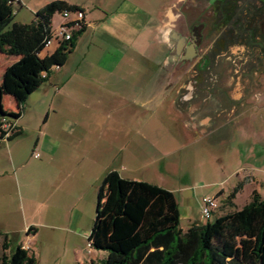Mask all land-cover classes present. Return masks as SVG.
Here are the masks:
<instances>
[{"label": "crops", "instance_id": "crops-1", "mask_svg": "<svg viewBox=\"0 0 264 264\" xmlns=\"http://www.w3.org/2000/svg\"><path fill=\"white\" fill-rule=\"evenodd\" d=\"M64 1L79 6L86 19L75 31L66 61L52 67L32 91L35 97L30 93L22 105L2 95L3 108L17 117L6 115L16 127L0 139V259L19 244L35 256L39 229L46 230L41 238L51 242L53 230L65 228L64 204L70 197L90 201L95 195L96 210L98 189L112 172L159 186L166 177L174 179V188H164L175 196L180 224L186 222L182 230L239 209L234 200L243 190L247 202L253 192L264 196V166L256 168L261 175H253L247 164H232L224 178L209 182L219 186L210 194L218 200L206 219L200 200L194 203L184 193L197 181L186 182L187 176L173 172L180 144L195 146L207 138L214 144L238 140L242 146L264 147V100L256 94L254 99L252 89L236 81L234 73L224 69L214 72V80L200 81L197 75L188 81L199 51L195 38L176 24L178 0ZM55 47H46L41 55ZM0 54L8 58L0 68L1 82L5 68L20 55ZM6 99L11 103L5 104ZM31 117H43L36 130ZM151 154L157 178L140 172L142 159ZM232 178L231 188L222 187ZM84 179L89 188L77 190V181ZM237 185L240 189L229 202L225 197ZM66 211L69 218L82 217L78 206ZM22 231L25 238L10 245L8 235Z\"/></svg>", "mask_w": 264, "mask_h": 264}, {"label": "trees", "instance_id": "trees-1", "mask_svg": "<svg viewBox=\"0 0 264 264\" xmlns=\"http://www.w3.org/2000/svg\"><path fill=\"white\" fill-rule=\"evenodd\" d=\"M12 2L0 0V50L20 58L3 72L0 117H17L3 108V94L22 105L50 69L66 61L75 32L70 40L41 55L46 48L44 40L51 34L53 14L82 10L64 0H52L35 11L29 23H20L13 21ZM240 186L229 193V202ZM87 240L92 249L106 252L101 264H264V196L253 192L241 208L182 230L172 191L112 172L98 189L95 217ZM0 260L1 264L36 263L34 256L20 244Z\"/></svg>", "mask_w": 264, "mask_h": 264}, {"label": "rangeland", "instance_id": "rangeland-1", "mask_svg": "<svg viewBox=\"0 0 264 264\" xmlns=\"http://www.w3.org/2000/svg\"><path fill=\"white\" fill-rule=\"evenodd\" d=\"M50 1L52 0H22L13 6L15 12L13 21L29 23L34 18L35 11ZM152 1L154 4L158 2L156 0ZM62 21L63 17L61 13H54L51 18L52 29H56ZM45 50L46 49L44 48L41 53ZM6 59H8L6 56H2L0 54V68ZM249 89H252L251 96L254 99V94L258 92L263 94L264 75L261 78V85L251 87ZM31 93V97H35L34 92ZM262 99L264 100V95L262 96ZM9 103H11V100L6 99L5 104ZM37 109L44 114L42 107L38 106ZM42 118L43 117L36 120L34 117H31L30 124L35 130L40 124ZM179 140L183 139L180 138ZM194 148L196 149V152L194 151ZM177 149V154H175L172 159L173 172H179V174L187 176L186 182H190L193 178L194 181H197L193 188L184 192L185 194H190L191 200H193L194 203H196L197 199L201 200L203 195L213 196L210 195L211 191L213 192L219 186L209 182H212V180L215 179L224 178L227 174H229L232 164H247L250 167L249 171L253 175H261L256 168L259 165L264 166V147L260 148L258 145H255V143H247L242 146L238 140H225L221 141L219 144H214L213 141L205 138L200 144L195 146L180 144L177 146ZM152 158L153 155L151 154L147 158H143L141 161L142 168L140 172L147 178H157V163L149 162ZM220 159H222V161H220ZM195 164H198V166ZM215 167L220 169L219 175L213 173V169ZM193 169L195 170V173L193 172L194 176L191 177ZM232 182L233 178L227 181L225 185H222V187L231 188L230 186L232 185ZM161 184L162 185L160 186L162 187L165 186L174 188L175 186L174 179L170 177H166L163 181H161ZM86 187L89 188L85 179L77 181V190H84ZM176 197L179 201L182 200L179 193H176ZM225 198L227 199V196ZM247 200L246 191H241L234 200L235 208H241ZM71 205L78 206V208L83 210L82 217L76 218L74 216L69 218V214L66 210ZM222 205L226 208H230V205L227 204V202H222ZM94 217L95 195L94 197L92 195V200L90 201H81L77 197H70L67 199L64 204L63 218V224L67 229L63 228L53 230V239L51 242L46 241L44 237L41 238L46 230L39 229L37 239L40 241L38 242L40 245L39 247L34 246L33 248V252L35 254L34 258L36 260L35 264H91L92 261L93 264H101V259L105 258L106 252L90 248L87 240ZM212 219L213 216L209 218V220ZM180 226L184 229L186 228L185 220L181 221ZM79 230L85 233L81 234L79 233ZM8 236L11 239L9 244L15 245L25 238L26 233L25 231H22L18 235L9 234Z\"/></svg>", "mask_w": 264, "mask_h": 264}, {"label": "flooded vegetation", "instance_id": "flooded-vegetation-1", "mask_svg": "<svg viewBox=\"0 0 264 264\" xmlns=\"http://www.w3.org/2000/svg\"><path fill=\"white\" fill-rule=\"evenodd\" d=\"M174 9L176 24L198 46L199 59L192 63L189 82L197 75L208 82L216 77L214 72L229 69L243 87L261 85L264 0H178ZM263 95L256 93L258 99Z\"/></svg>", "mask_w": 264, "mask_h": 264}, {"label": "built area", "instance_id": "built-area-1", "mask_svg": "<svg viewBox=\"0 0 264 264\" xmlns=\"http://www.w3.org/2000/svg\"><path fill=\"white\" fill-rule=\"evenodd\" d=\"M20 0H13V4L19 3ZM61 15L63 21L56 29H51L49 38L44 40L45 47L58 45L63 41H68L73 37L75 31H79L86 23L85 13L83 10H62ZM45 76V73H42ZM15 123L13 119L7 116L0 117V139H6L15 130ZM34 157L38 156L36 151H33ZM264 194V188H263ZM217 207V199L215 196H203L200 200V212L206 219L210 217L211 212ZM90 247V243L88 242ZM91 248V247H90Z\"/></svg>", "mask_w": 264, "mask_h": 264}]
</instances>
